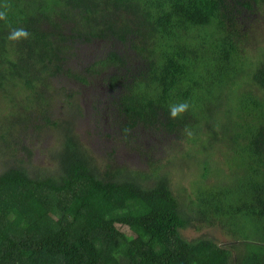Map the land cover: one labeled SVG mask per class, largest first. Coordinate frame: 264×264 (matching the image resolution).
I'll use <instances>...</instances> for the list:
<instances>
[{"label":"trees","instance_id":"1","mask_svg":"<svg viewBox=\"0 0 264 264\" xmlns=\"http://www.w3.org/2000/svg\"><path fill=\"white\" fill-rule=\"evenodd\" d=\"M263 7L264 0H0V91L19 87L42 103L23 107V131L66 136L57 172L10 166L0 174V264H264V63L244 69L241 59L243 25L253 27L244 13ZM17 28L29 38L9 40ZM99 50L104 56L91 59ZM92 85L105 89L100 113L114 107L121 117L115 140L129 146L130 132L141 137L144 129L162 133V142L188 137L207 153L225 147V172L239 188L217 178L183 202L160 165L152 163L153 174L135 170L137 177L115 164L105 172L75 132ZM226 85L232 92L220 114ZM58 98L72 108L70 125L53 120ZM184 102L188 111L172 119L169 107ZM194 226L218 227L231 240L191 241L182 230Z\"/></svg>","mask_w":264,"mask_h":264},{"label":"rangeland","instance_id":"2","mask_svg":"<svg viewBox=\"0 0 264 264\" xmlns=\"http://www.w3.org/2000/svg\"><path fill=\"white\" fill-rule=\"evenodd\" d=\"M243 23L246 27L249 23L253 26L249 31L246 30L247 28L245 29L244 25L242 28L243 40L248 52L245 54V58L241 57V59L244 60L243 68L248 69L252 62L264 63V15L261 21H257L254 16L245 17ZM98 52L91 59L104 56L100 50ZM234 79L237 83L244 82L242 75H236ZM65 87H67L66 83L63 88ZM73 88L76 87L73 86ZM98 90L101 97H105L102 94L105 89L101 86ZM230 92L232 90L229 85H226L224 91L221 92L223 95L221 102L226 107H221L220 114L224 113L229 106L226 103L229 101ZM7 93L4 94L0 91V174L10 166H24L32 172H39V174L57 172L59 170L57 162L61 163L60 156L65 151L66 136L61 130L56 131V128H54L56 134L49 128H44L42 133L41 131L27 133L23 131V128L28 124V121H23L26 116L20 119L26 113L23 107L37 110L42 103L32 101L29 94L19 87L11 86ZM259 94L264 96V92H259ZM98 96L99 93L93 89L86 90L84 93L82 106H84V112L85 110L87 112L85 115H80L79 118L76 115L75 132L105 172L108 170L109 164H115L129 167L134 171L140 170L143 174L148 175L153 174L152 163L160 165L171 174L173 183L176 185V194L183 202L188 196L196 198L201 192L210 191L212 186L218 184V180L223 179L224 182L227 180L229 184H233L234 191L239 188L234 175H228L225 172L226 169L230 172L229 167L232 166L231 153H228L229 150L225 147L215 148L212 149L211 153H207L197 148L202 147L201 143L196 146L188 137L184 139L173 138L170 141L162 142L160 140L162 133L144 129H141L143 131L141 137L137 131L130 132L129 146L124 139L116 138L115 140L111 134L120 133V126L116 124V120L121 119V117L114 115V107L108 108L100 114L103 106L106 105L104 103H102L103 106L97 104ZM62 99L58 98V100L55 99V102H50L52 108L54 110L56 108L52 117L54 121L60 120L61 124L66 126L72 123L74 113L72 108L64 105ZM17 106L20 109L15 108ZM37 117L39 115H34L32 121ZM43 118H40L41 126L47 125ZM140 147L149 155L142 157L132 153L131 150L139 152ZM151 147H160V149L151 150ZM114 149H118V153L113 159L110 158V154H113ZM208 161L211 164L210 170L212 167L211 175H207L206 165ZM134 171L132 170V175L137 177L136 175L139 174ZM194 223L196 224V220ZM251 226L249 223H244L239 227L248 235V241L254 239L252 235L254 231H249ZM182 234L191 241L206 237L215 239L219 244H224L231 240L230 236H227L224 230L218 227L194 226L182 230Z\"/></svg>","mask_w":264,"mask_h":264},{"label":"clouds","instance_id":"3","mask_svg":"<svg viewBox=\"0 0 264 264\" xmlns=\"http://www.w3.org/2000/svg\"><path fill=\"white\" fill-rule=\"evenodd\" d=\"M7 7V5H5ZM6 18V12L0 11V20ZM30 33L24 28L13 29L9 35L8 39L11 41H18L21 39H28ZM189 109V104L187 102L181 103L179 105H172L169 107V115L172 119L180 117L183 113H186Z\"/></svg>","mask_w":264,"mask_h":264},{"label":"flooded vegetation","instance_id":"4","mask_svg":"<svg viewBox=\"0 0 264 264\" xmlns=\"http://www.w3.org/2000/svg\"><path fill=\"white\" fill-rule=\"evenodd\" d=\"M234 9V8H233ZM246 10V9H245ZM244 10V11H245ZM263 15H264V11H255V12H245L244 13V18L245 17H248V16H250V17H252V16H254V18L257 20V21H261L262 20V18H263ZM98 88H100V85H98ZM89 89H93V90H96L98 93H99V96H98V98H100L101 97V95H100V91L98 90V89H96L95 88V85H92V87L91 88H86V90H89ZM86 92V91H85ZM97 98V99H98ZM97 104H99V102L97 101ZM108 104V103H107ZM99 105H101V104H99ZM103 106V105H102ZM103 108H104V106H103ZM108 109V108H107ZM103 112V111H102ZM102 112L100 113V114H102Z\"/></svg>","mask_w":264,"mask_h":264}]
</instances>
